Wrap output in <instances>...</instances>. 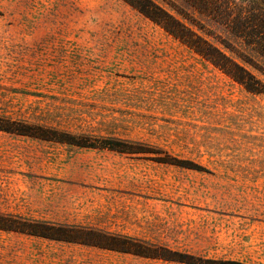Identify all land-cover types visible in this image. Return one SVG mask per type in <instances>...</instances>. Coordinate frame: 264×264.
Segmentation results:
<instances>
[{
	"label": "rangeland",
	"instance_id": "1",
	"mask_svg": "<svg viewBox=\"0 0 264 264\" xmlns=\"http://www.w3.org/2000/svg\"><path fill=\"white\" fill-rule=\"evenodd\" d=\"M0 120L145 150L0 129V213L124 234L198 261L0 229V264H264V92L126 1L0 0Z\"/></svg>",
	"mask_w": 264,
	"mask_h": 264
},
{
	"label": "trees",
	"instance_id": "2",
	"mask_svg": "<svg viewBox=\"0 0 264 264\" xmlns=\"http://www.w3.org/2000/svg\"><path fill=\"white\" fill-rule=\"evenodd\" d=\"M167 32L203 56L246 89L264 92V80L249 66L264 74V0H124ZM209 21L208 26L198 17ZM253 55L249 54L248 52ZM0 129L64 141L82 146L108 148L122 153L145 150L127 140L77 138L59 131L16 121H1ZM0 229L73 241L145 257L196 263L192 255L168 246L89 226L32 219L0 213Z\"/></svg>",
	"mask_w": 264,
	"mask_h": 264
}]
</instances>
